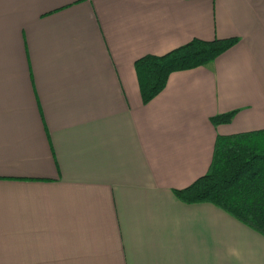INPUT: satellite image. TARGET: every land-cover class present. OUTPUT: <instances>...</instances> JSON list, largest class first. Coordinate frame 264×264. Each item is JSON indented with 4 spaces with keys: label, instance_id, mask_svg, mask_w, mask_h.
I'll list each match as a JSON object with an SVG mask.
<instances>
[{
    "label": "crops",
    "instance_id": "obj_1",
    "mask_svg": "<svg viewBox=\"0 0 264 264\" xmlns=\"http://www.w3.org/2000/svg\"><path fill=\"white\" fill-rule=\"evenodd\" d=\"M231 37L141 103L136 59ZM260 129L264 0H0V264H264V237L172 194Z\"/></svg>",
    "mask_w": 264,
    "mask_h": 264
},
{
    "label": "trees",
    "instance_id": "obj_2",
    "mask_svg": "<svg viewBox=\"0 0 264 264\" xmlns=\"http://www.w3.org/2000/svg\"><path fill=\"white\" fill-rule=\"evenodd\" d=\"M237 41L192 39L165 54L136 59L132 68L141 103L153 99L171 73L202 67ZM233 114H219L209 122L224 125ZM172 194L185 205L208 204L264 237V129L217 135L205 173Z\"/></svg>",
    "mask_w": 264,
    "mask_h": 264
}]
</instances>
